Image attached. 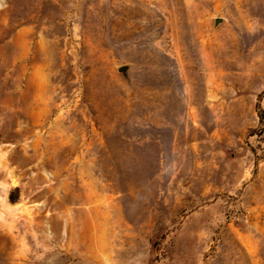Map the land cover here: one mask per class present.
Returning <instances> with one entry per match:
<instances>
[{
    "label": "rangeland",
    "instance_id": "obj_1",
    "mask_svg": "<svg viewBox=\"0 0 264 264\" xmlns=\"http://www.w3.org/2000/svg\"><path fill=\"white\" fill-rule=\"evenodd\" d=\"M0 264H264V0H0Z\"/></svg>",
    "mask_w": 264,
    "mask_h": 264
},
{
    "label": "water",
    "instance_id": "obj_2",
    "mask_svg": "<svg viewBox=\"0 0 264 264\" xmlns=\"http://www.w3.org/2000/svg\"><path fill=\"white\" fill-rule=\"evenodd\" d=\"M220 20H221V19H220ZM120 70H121L122 72H126V71L128 70V67H127V66H123V67L120 68Z\"/></svg>",
    "mask_w": 264,
    "mask_h": 264
}]
</instances>
